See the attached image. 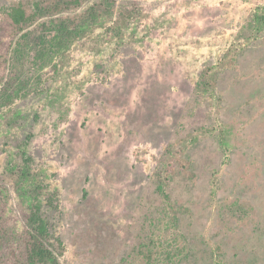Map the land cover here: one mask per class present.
<instances>
[{"label":"rangeland","instance_id":"374dc122","mask_svg":"<svg viewBox=\"0 0 264 264\" xmlns=\"http://www.w3.org/2000/svg\"><path fill=\"white\" fill-rule=\"evenodd\" d=\"M21 66L0 173L62 264H264V0H115Z\"/></svg>","mask_w":264,"mask_h":264},{"label":"trees","instance_id":"16d2710c","mask_svg":"<svg viewBox=\"0 0 264 264\" xmlns=\"http://www.w3.org/2000/svg\"><path fill=\"white\" fill-rule=\"evenodd\" d=\"M105 1L18 0L4 10L0 18V93L7 101L12 97H7L3 91L11 77L18 74L12 69L15 66L21 69L31 43L39 47L50 43V39L60 43L79 39L88 25L103 14L111 13L115 0ZM29 161L30 157L25 162ZM11 174L13 178L24 176ZM9 178L0 173V264H62L64 244L51 232L41 206L38 203L20 204L17 211L13 210ZM37 190L46 198L48 206L57 208L56 193Z\"/></svg>","mask_w":264,"mask_h":264}]
</instances>
